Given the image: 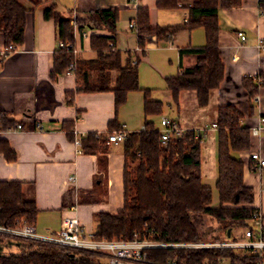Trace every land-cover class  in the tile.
Segmentation results:
<instances>
[{"label": "crops", "instance_id": "obj_1", "mask_svg": "<svg viewBox=\"0 0 264 264\" xmlns=\"http://www.w3.org/2000/svg\"><path fill=\"white\" fill-rule=\"evenodd\" d=\"M17 1L28 9L23 41L0 64V113L12 122V127L0 128V140L7 142L15 157L8 160L0 151V182L24 184L25 194L34 199L38 209L34 223L38 234H54L59 230L61 218L73 215L84 232L92 235L96 214L122 211L126 163L123 143H106L94 152L84 153L75 140L81 141L88 134L106 140L109 123L113 121L121 125L119 130L141 131L146 121L155 122L158 116H144L145 98L162 104L160 125L161 119L167 118L186 131L204 130L202 181L217 171V130L212 125L217 121L218 108L232 105L243 114L240 124L248 129L250 148L233 155L244 163L243 182L252 189L251 207L260 212L264 226V167L258 168L249 157L258 153L264 158V129L257 136L250 135V129L264 118V50L256 47L259 39L264 41V0H239V6L218 9L219 53L225 73L220 87L209 92L206 106H198L196 93L191 90L181 91L175 104L165 82V78L194 65L199 55L182 54L180 50L204 46V29L198 27L179 31L167 41H158L153 36L148 39L145 54L138 63L139 85L148 94L130 92L126 103L117 111L112 90L85 92L77 74L56 73L54 57L60 49L58 28L54 20L44 18V9L53 6L58 14L69 18L71 26L72 22L95 18L97 11L116 10L115 32L107 28L76 31L73 26V44L79 48L78 62H91L96 59L91 49V34L112 37L123 66L128 56L132 64L137 60V36L128 24L136 19L138 9H147L150 28L168 27L182 24L187 7L196 0H177L184 7L175 9H158L159 0ZM238 31L245 34L244 42L237 37ZM4 45L0 34V48ZM145 69L151 71V82L146 83L142 78ZM116 74L115 70L111 71L110 87ZM247 78L257 87L252 100L243 87ZM68 123H71V135L66 130ZM70 177L74 180L70 181ZM240 231L233 232V240H239L234 233Z\"/></svg>", "mask_w": 264, "mask_h": 264}, {"label": "trees", "instance_id": "obj_2", "mask_svg": "<svg viewBox=\"0 0 264 264\" xmlns=\"http://www.w3.org/2000/svg\"><path fill=\"white\" fill-rule=\"evenodd\" d=\"M240 5L239 0H196L187 7V17L180 25L150 28L147 9H138L133 28L137 36L139 53L135 63L128 56L121 66L120 52L114 50L112 37L90 36L91 49L96 59L79 63L70 51L60 48L55 52L56 73H65L74 63V73L83 82L85 92L112 90L114 107L117 111L126 103L133 91L148 90L139 85L138 63L145 54L150 37L156 40H170L177 32L191 31L201 27L205 33V44L199 49L180 50L199 56L194 65L181 70L176 76L165 78L173 102L178 103L181 91L196 93L197 104L208 103L209 92L218 89L224 79L225 68L219 53L218 9H230ZM177 0H159L158 9L178 8ZM184 7V6H181ZM28 9L17 0H0V34L5 45H20ZM96 17L86 22L76 21L78 30L83 28H107L115 32L117 11L114 9L95 12ZM45 19L54 20L60 42L73 44V26L50 6L43 11ZM112 47V48H111ZM117 72L113 87H110L111 71ZM250 100L257 93L251 79L243 83ZM162 104L144 101V116L159 115ZM243 114L232 105L220 106L217 111V175L215 188L218 204L213 206L211 187L205 185L201 176V139H195L194 131L182 136H171L166 145L160 142V130L152 121H146L139 132L129 133L123 142L126 163L123 172V209L117 214L98 213L92 238L94 240H130L150 237L162 243H221L233 241V231L251 227L252 215L257 210L253 203L252 189L243 182V161L234 157L250 148L248 129L240 124ZM12 127L0 113V128ZM121 125L110 122L108 131L119 130ZM71 135V123L66 126ZM107 142L103 136H88L80 141L84 153L94 152ZM0 151L8 160L15 155L7 142L0 140ZM137 160L135 171H131L129 160ZM38 209L34 199L28 197L21 182H0V223L7 227L17 226V220L34 225ZM210 219L208 225L203 219ZM214 223L215 225H213ZM8 253L0 249V264H105L93 252L71 250L54 244L11 241L0 238ZM264 240V233L262 234ZM225 259L229 264H258L260 257L251 252L232 248H152L148 251L151 264H217Z\"/></svg>", "mask_w": 264, "mask_h": 264}, {"label": "built area", "instance_id": "obj_3", "mask_svg": "<svg viewBox=\"0 0 264 264\" xmlns=\"http://www.w3.org/2000/svg\"><path fill=\"white\" fill-rule=\"evenodd\" d=\"M178 6H182L178 3ZM136 24V19L132 20L128 27L133 30ZM72 25L77 31L75 22ZM240 42H244L246 37L242 31L236 33ZM82 36L86 37L83 33ZM60 48H64L70 51L76 56L79 52L74 44L67 42H60ZM259 51L264 50V41L259 39L256 45ZM112 48V47H111ZM16 46L13 44L4 45L0 48V64L10 54L16 52ZM134 61L133 63H135ZM75 70L74 63L70 64L66 75H73ZM259 82V81H258ZM162 130H160V142L162 145H166L171 136H182L186 133V130L180 128L167 118L161 119ZM20 127L19 125L17 126ZM212 128L216 129V124L212 125ZM262 129H264V118H261L259 123L250 129L251 136H257ZM204 130L195 132V139H203ZM129 132L124 130H113L107 135V142L113 144L123 143ZM77 145L80 144L79 140H75ZM249 157L254 160L258 168L264 167V158L258 153H251ZM70 181L74 180V177L69 178ZM251 227L246 228L242 239L227 241L223 243H162L153 239L152 234L150 237L139 238L137 235L130 240H94L92 235H88L84 232L80 226L78 219L73 215H64L60 220L59 230L52 235L43 236L36 232L34 225H29L25 222V218L17 220V226L7 227L0 223V238L11 241H31L40 243H49L56 246L67 248L71 250H84L93 252L105 261V264H151L148 260V251L152 248H232L238 251L251 252L258 254L260 262L258 264H264V240L262 234L264 233V226L261 220L260 212L256 211L252 215L250 221ZM166 264H176L173 262H167ZM208 264V263H203ZM217 264H229L225 259L220 260Z\"/></svg>", "mask_w": 264, "mask_h": 264}, {"label": "rangeland", "instance_id": "obj_4", "mask_svg": "<svg viewBox=\"0 0 264 264\" xmlns=\"http://www.w3.org/2000/svg\"><path fill=\"white\" fill-rule=\"evenodd\" d=\"M74 18V17H73ZM75 20H76V18H74ZM131 35L133 34V32L132 33H130ZM137 53H139V51L137 52ZM139 70H140V67H139ZM142 78L146 81V83H148V82H151V80L153 79V76H152V74H151V71L150 70H148V69H145L143 72H142ZM163 114L161 113V114H159L155 119H154V124H155V127L157 128V129H159V130H162V125H160V117L162 116ZM200 157H202V151H201V155H200ZM137 164H138V161L137 160H129V167H130V169H131V171L133 172V171H135V168H136V166H137ZM216 173H217V171H216V169L214 170V172H213V174H208L207 176H205L204 177V184L205 185H207V186H209V187H211V190H212V205L213 206H216L217 204H218V193H217V190H216V188H215V177H216ZM209 223H211L210 222V219H203V224L206 226V225H208ZM213 225H215L214 223H212ZM234 232V231H233ZM244 232H245V229L244 228H242L241 229V231H240V233H238V232H236V233H234L236 236H238V238L239 239H242V238H240V237H242V236H244ZM221 243H223V242H221ZM0 249L2 250V252H4V253H8L9 251H7V249H5V246L3 245V241H1V239H0ZM102 262L103 263H105V261L104 260H102Z\"/></svg>", "mask_w": 264, "mask_h": 264}]
</instances>
